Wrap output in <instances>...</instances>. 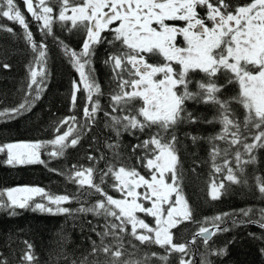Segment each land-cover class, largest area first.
<instances>
[{"label": "snow or ice", "instance_id": "obj_1", "mask_svg": "<svg viewBox=\"0 0 264 264\" xmlns=\"http://www.w3.org/2000/svg\"><path fill=\"white\" fill-rule=\"evenodd\" d=\"M23 5L43 38L40 42L34 39L29 21L16 0H0V18L21 26L22 34L19 35L33 54L28 65L27 92L19 104L0 109V120L16 119L30 111L41 98L49 76L46 68L48 45L44 41L52 37L79 75V80L72 82L71 103L75 107L77 93H85L83 123L78 122L76 116L65 117L58 121L55 127L58 134L52 140L0 146V152L7 150L6 162L10 165L46 164L40 156L41 149L48 148L51 149L47 151L50 158L64 156L67 148L79 143L83 130H90L96 124L99 112L110 119L111 123L106 122V127H111L115 137L104 143L110 156H86L93 162L90 166L72 165L66 173L50 169L77 185L79 196L54 194L34 186L14 187L0 190V210L7 211L9 216L18 215L16 209H31L49 214L73 215L75 212L103 217L102 231L97 230L98 224L87 221L92 225L88 231L96 233L99 243L92 241L90 252L79 264H149L151 257L168 264V258L173 254H177L178 264H194L186 257H189L190 245L197 239L206 249L199 264H213L209 257L225 256L226 247L214 248L211 243V237L217 232L228 231L220 226L222 215L206 217L203 222H198L201 226L191 240L176 242L173 229L184 222L197 223L180 187L182 172L176 129L185 123L221 125L222 130L209 139L224 141L228 147L221 150L214 145L210 155L213 170L221 173L226 169V174L219 183H211L208 193L211 200L216 201L227 192L228 185L224 181L249 187L253 194L258 192L264 199V177L254 175V185L242 179L246 176L244 165L255 164V153L264 149V0H250L244 4H234L232 0H23ZM202 9L205 10L203 16ZM170 21L182 23L177 25ZM57 22L65 31L83 29L79 52L55 36L53 26ZM69 22L71 27H68ZM0 31L17 35L14 29L3 25H0ZM105 32L111 34V39L102 35ZM180 38L183 47L178 46ZM104 43L115 49L104 61L111 70L114 84L108 102L111 112L101 104L100 97L104 93L92 67L95 48ZM157 56L162 62L151 63L150 58ZM3 67L9 69L11 65L3 63ZM197 73L202 74L199 79L194 78L193 74ZM228 85L238 86V92L226 95ZM187 102L210 106L215 112L213 119L199 121L188 110ZM233 104L244 110L242 121ZM65 125L67 130L61 132ZM137 132L148 138L140 140ZM124 133L139 141L130 146L128 157H134L136 163L147 170V177L136 167H126L122 162L119 150ZM189 136L193 144L204 139L198 135ZM232 149H235V168L226 158ZM221 151L225 157L222 167L216 164ZM245 156L248 159H244ZM100 161H104L103 168L98 167ZM105 184L120 193V198L110 195ZM93 196L100 199L87 207L81 204L74 210L62 206L74 199L80 202L83 198L86 202V198ZM36 197L46 200L47 204L32 203ZM141 213L152 217L154 226L138 215ZM258 213L259 220H255L252 217L256 210L242 209L239 215L247 219H234L232 223L257 224L264 229V208ZM207 224L212 227L205 226ZM126 236L140 244L158 245L165 255L151 253L143 260L125 259ZM132 240L127 244L136 248ZM24 244L25 250L18 257L20 264H37L33 245L28 241ZM261 251L264 253V249ZM101 255L103 260L99 258ZM89 256L96 259L89 262ZM57 258L67 264L68 256L62 250ZM0 264H10L3 252H0ZM70 264H77V261L73 259Z\"/></svg>", "mask_w": 264, "mask_h": 264}, {"label": "trees", "instance_id": "obj_2", "mask_svg": "<svg viewBox=\"0 0 264 264\" xmlns=\"http://www.w3.org/2000/svg\"><path fill=\"white\" fill-rule=\"evenodd\" d=\"M235 3H248L250 0H232ZM17 5L21 8L22 13L29 21V29L32 31L34 39L37 42L42 40V34L36 27V22L31 15L27 13L23 5V0H16ZM0 25L14 29L17 35L7 31H0V109L11 108L21 102L22 96L27 92L28 65L33 60V54L30 47L27 46L19 34H22V28L18 23L9 21L7 18H0ZM54 33L70 49L80 51L84 38L83 29H73L71 32L65 31L60 23L54 24ZM68 27H71L69 22ZM105 38L111 39V34L105 32L102 34ZM48 45V57L46 68L49 76L46 81V88L41 93V98L36 100L31 110L12 120H0V146L5 144H27L35 142H45L52 140L58 133L55 127L58 121L65 117L76 116L77 121L83 123V105L85 104V93H77V104L75 107L71 103V92L73 90V80H79V75L64 54L62 47L58 45L52 37L44 41ZM115 49L107 43L97 45L95 55L92 57V67L95 69V77L101 85L104 93L100 97L103 108L109 112L108 108L109 93L114 88L112 82L111 70L105 65L104 61L110 52ZM3 63L11 65L9 69L3 67ZM195 79H199L202 74H193ZM83 86L81 85V88ZM194 87V85L192 86ZM226 95H235L238 92V86L228 85L225 90ZM139 103V102H138ZM238 118L242 121L244 110L241 106L233 104ZM187 108L199 121L212 120L215 112L210 106L193 102H187ZM117 115V113H112ZM106 122L110 124V119L106 118L103 112H99L96 118V124L90 130H83L79 143L75 147L66 149L64 156L52 159L47 155L51 149H41L40 159L46 164H15L10 165L7 161V152H0V190H6L14 187L34 186L44 188L54 194L79 196L77 185L69 183L65 176L59 175L50 169H58L60 172H67L72 165L90 166L93 162L88 161L86 156L91 154L97 158L101 155L111 154L104 147L105 140L114 138L115 133L111 127H106ZM67 130L65 125L61 132ZM221 125L218 123L181 124L176 129L178 136L177 150L180 158V171L182 172L181 190L184 198L189 203L193 213L194 220L197 223L184 222L178 228L172 231L175 234L177 243L189 241L194 232L198 231L204 219L217 215L223 216L222 228L228 231L217 232L211 239L214 248H227V254L223 257H209L213 264H264V229L257 224L233 225L234 219H247L239 215L242 209L252 208L256 210V215L252 218L259 220L258 210L264 208V199H261L259 193L253 194V190L242 184L228 185L227 192L220 199L213 201L208 195L210 185L213 181L219 183L226 174V169L221 173L213 170V161L211 152L213 146H218L221 150L228 145L221 140L210 141L221 131ZM189 134L198 135L204 139L193 144ZM75 135V133L73 134ZM140 140L148 138L144 133H136ZM72 137L69 138V140ZM139 141L124 133L121 136L120 152L122 162L126 167H136L141 175L148 176L147 170L136 163L134 157L129 159L128 153L131 152V145ZM242 151V149H241ZM232 149L228 160L232 162L235 168V160ZM257 162L255 164L244 165L249 185L255 184V176L264 177V149L255 153ZM224 153L216 159V164L223 166ZM244 159H248L247 156ZM98 167H104V161H100ZM239 175V173H237ZM98 182V180H97ZM105 188L110 195L119 199L120 193L114 191L105 184ZM6 199V197H5ZM99 196L88 197L77 202L75 199L70 204H64L63 207L77 209L83 204L85 207L90 206ZM42 202L47 204L46 200L36 197L32 203ZM19 213L16 216H9L7 211L0 210V252H3L10 260V264H20L18 257L25 250L24 241L33 245V251L37 257V264H66L65 260L58 259L57 254L62 250L68 256L67 264L75 259L77 264L88 255L91 249L92 241L99 243V237L95 232L88 231L92 225L87 221H93L98 224V231L103 230L104 218L94 217L92 214L73 215L66 214H49L47 212L32 211L31 209H16ZM228 214V215H224ZM145 219L147 223L154 226L152 217L138 214ZM119 223V221H113ZM207 227L211 224L205 225ZM131 226H128L130 231ZM253 234V235H250ZM91 237V239H88ZM110 239V238H109ZM132 240L130 236L125 237L126 253L125 259L143 260L145 255L157 253L165 255L164 249L158 245L140 244L139 241L132 240L137 245L136 248L127 244ZM206 249L203 242L197 239L190 245L189 257L194 264H199L200 258L205 254ZM129 253L132 255L130 256ZM104 259L103 255L99 257ZM96 257L89 256V262ZM149 264H163V261L156 257H151ZM168 264H178L177 254L168 258Z\"/></svg>", "mask_w": 264, "mask_h": 264}, {"label": "flooded vegetation", "instance_id": "obj_3", "mask_svg": "<svg viewBox=\"0 0 264 264\" xmlns=\"http://www.w3.org/2000/svg\"><path fill=\"white\" fill-rule=\"evenodd\" d=\"M204 12H205V10H201V15L203 16L204 15ZM169 23H172V24H177V25H179V24H181L182 22H179V21H170ZM182 43H183V39L182 38H180V40L178 41V46H182ZM150 62L151 63H160V62H162V58H160V57H151L150 58ZM177 68H178V66H177Z\"/></svg>", "mask_w": 264, "mask_h": 264}, {"label": "rangeland", "instance_id": "obj_4", "mask_svg": "<svg viewBox=\"0 0 264 264\" xmlns=\"http://www.w3.org/2000/svg\"><path fill=\"white\" fill-rule=\"evenodd\" d=\"M184 46V43H182V46L181 47H183ZM5 151L7 152V150L5 149ZM173 199H175V197H173ZM49 206H51V205H49ZM51 207H54V206H51Z\"/></svg>", "mask_w": 264, "mask_h": 264}, {"label": "bare ground", "instance_id": "obj_5", "mask_svg": "<svg viewBox=\"0 0 264 264\" xmlns=\"http://www.w3.org/2000/svg\"><path fill=\"white\" fill-rule=\"evenodd\" d=\"M212 226H209V228H211ZM213 237H211V239H212Z\"/></svg>", "mask_w": 264, "mask_h": 264}]
</instances>
